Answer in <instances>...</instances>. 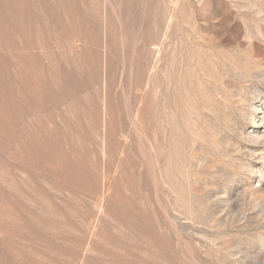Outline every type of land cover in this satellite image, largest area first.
<instances>
[{
  "label": "rangeland",
  "instance_id": "1",
  "mask_svg": "<svg viewBox=\"0 0 264 264\" xmlns=\"http://www.w3.org/2000/svg\"><path fill=\"white\" fill-rule=\"evenodd\" d=\"M0 264H264V0H0Z\"/></svg>",
  "mask_w": 264,
  "mask_h": 264
}]
</instances>
